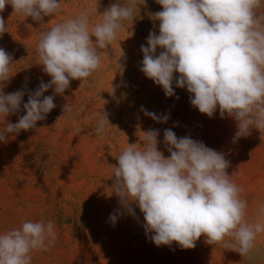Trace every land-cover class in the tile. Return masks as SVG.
Returning <instances> with one entry per match:
<instances>
[{
	"label": "clouds",
	"instance_id": "clouds-1",
	"mask_svg": "<svg viewBox=\"0 0 264 264\" xmlns=\"http://www.w3.org/2000/svg\"><path fill=\"white\" fill-rule=\"evenodd\" d=\"M264 0H156L161 10L153 14L159 21L158 34L150 31L141 45L140 70L160 86L166 97L175 96V87L186 89L190 104L212 118L219 110L236 121L234 140L247 137L252 129L264 133ZM41 22L60 9L59 0H0L6 6ZM146 0H130L127 5L111 4L100 23L90 26L89 14L81 12L53 26L41 36L37 52L43 72L51 77L28 92L24 115L0 130V142L9 134L36 128L55 107L50 88L63 94L72 80L81 85L100 67L101 53L116 39L122 23ZM12 13V14H13ZM0 15V36L6 32ZM94 38V39H93ZM157 49L161 51L157 55ZM12 56L0 48V85L10 79ZM113 91V89H112ZM111 91V92H112ZM25 91H0V115L20 112ZM178 99V97H177ZM144 111L156 122H167L168 114ZM63 115L72 111L63 106ZM61 117V116H60ZM110 124L103 112L95 132L103 136ZM79 132V127H76ZM142 146L129 144L116 158L112 188L121 208L136 217L133 205L143 214V228L157 247L175 242L181 249H193L203 235L209 245L223 242L225 249L245 257L264 233V220L245 219L247 201L226 171L225 155L190 135L177 137L164 130L163 143L169 156L158 149L159 130L144 132ZM264 216V202L257 206ZM123 212L114 211L115 224ZM230 238V239H226ZM52 221H24L20 227L0 234V264H31L33 251H47L56 242Z\"/></svg>",
	"mask_w": 264,
	"mask_h": 264
},
{
	"label": "rangeland",
	"instance_id": "rangeland-1",
	"mask_svg": "<svg viewBox=\"0 0 264 264\" xmlns=\"http://www.w3.org/2000/svg\"><path fill=\"white\" fill-rule=\"evenodd\" d=\"M59 2L58 12L41 22L13 13L10 5L0 13L7 27L0 36V48L11 54L13 63L11 77L0 85V91H25L20 112L6 118L0 115V130L25 114L28 92L51 79L39 61L41 36L84 11L94 26L102 22L101 14L111 4L123 6L130 0ZM160 10L156 0H146V5L136 8L85 83L72 80L63 94L50 88L44 95H54L56 107L46 119L0 142V234L26 220L54 224L55 244L47 251H33L31 264H264V233L257 235L255 247L245 257L225 249L223 242L207 244L203 235L193 249H181L175 242L157 247L145 233L139 208L133 205L136 217L127 214L113 193V166L128 143L142 146L144 132L157 129L158 149L167 157L163 134L172 129L177 137L190 135L223 153L230 162L226 171L247 201L245 219L264 220L257 211L264 202V133L252 129L247 137L234 140L233 118H221L219 110L212 118L201 114L190 104L187 90L175 84V96L166 97L140 70L141 45L146 46L150 31L158 34L159 21L153 14ZM260 12L264 14V2ZM65 104L72 111L63 115ZM142 108L170 118L156 122ZM103 112L110 124L99 136L95 128ZM114 211L123 212L115 224L109 220Z\"/></svg>",
	"mask_w": 264,
	"mask_h": 264
}]
</instances>
